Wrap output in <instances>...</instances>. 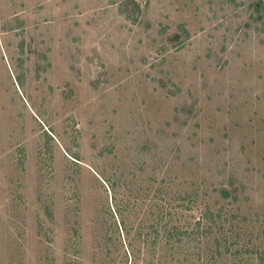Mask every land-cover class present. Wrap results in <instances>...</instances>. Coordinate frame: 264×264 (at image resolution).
Masks as SVG:
<instances>
[{
  "label": "rangeland",
  "instance_id": "374dc122",
  "mask_svg": "<svg viewBox=\"0 0 264 264\" xmlns=\"http://www.w3.org/2000/svg\"><path fill=\"white\" fill-rule=\"evenodd\" d=\"M0 264H264V0H0Z\"/></svg>",
  "mask_w": 264,
  "mask_h": 264
},
{
  "label": "trees",
  "instance_id": "16d2710c",
  "mask_svg": "<svg viewBox=\"0 0 264 264\" xmlns=\"http://www.w3.org/2000/svg\"><path fill=\"white\" fill-rule=\"evenodd\" d=\"M225 191V190H224ZM229 191H226L224 193L225 197H229ZM161 214L162 219H159L160 222V228H157V239L163 238L167 239L169 241L171 238H178L179 240L189 241L192 240L195 237H198L197 240L199 241V244L206 241V239L212 235L213 233V226L218 223V221L222 220V215L220 213H213L211 210L205 211L201 217L199 218L198 222L195 224V226H189L187 225H176L174 224L173 227H170V224H167L168 221H165L168 217L172 216V211H174V214H177L176 208L174 209L173 206L166 207L161 206ZM202 222L204 223V228L200 227L202 225ZM212 222V224H211ZM122 226H124L128 236L131 234L132 231L128 230L125 226V220L122 219ZM144 242H148V236L149 232L147 230L144 231ZM138 234V232H137ZM142 235V232L140 233ZM207 242V241H206ZM154 244V242H153ZM131 246V245H130ZM220 251L217 253L219 254ZM216 257V256H215ZM216 258L212 259V263L215 261ZM211 260V259H210Z\"/></svg>",
  "mask_w": 264,
  "mask_h": 264
}]
</instances>
